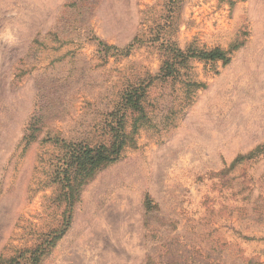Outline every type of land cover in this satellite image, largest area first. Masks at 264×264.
I'll list each match as a JSON object with an SVG mask.
<instances>
[{
    "label": "rangeland",
    "instance_id": "374dc122",
    "mask_svg": "<svg viewBox=\"0 0 264 264\" xmlns=\"http://www.w3.org/2000/svg\"><path fill=\"white\" fill-rule=\"evenodd\" d=\"M170 45L229 59L163 76ZM137 86L131 140L70 198L68 143H107L122 113L132 131ZM34 249L36 264H264V0H0V264Z\"/></svg>",
    "mask_w": 264,
    "mask_h": 264
},
{
    "label": "trees",
    "instance_id": "16d2710c",
    "mask_svg": "<svg viewBox=\"0 0 264 264\" xmlns=\"http://www.w3.org/2000/svg\"><path fill=\"white\" fill-rule=\"evenodd\" d=\"M166 51L167 56L163 60V65L160 68L163 76L173 74L174 63L184 65L191 57L202 60L220 59L224 62L229 59L219 47L210 49L188 47L186 50H182L177 46L170 45L167 46ZM139 89H141L140 86L136 88L131 87L123 93L121 98V105L130 113V127H134L132 131H126L124 126L125 115L122 113L116 117L115 125L113 124L110 127V140L107 143H99L92 146L88 144L68 143V163L64 171L67 172L71 169L75 171L72 177L70 175L68 177L64 176L70 198L84 179L90 178L100 167L117 160L129 139L131 140L130 136L135 131L137 121L145 115L140 105L142 94ZM145 207L146 209L150 207L149 199L145 200ZM31 251V254L28 256V264H36L39 254L35 249Z\"/></svg>",
    "mask_w": 264,
    "mask_h": 264
}]
</instances>
